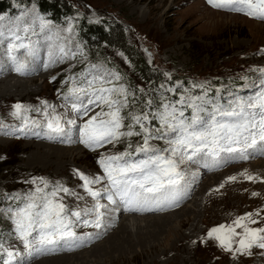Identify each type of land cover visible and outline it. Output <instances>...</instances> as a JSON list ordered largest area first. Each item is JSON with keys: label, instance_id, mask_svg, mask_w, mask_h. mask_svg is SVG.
<instances>
[{"label": "rangeland", "instance_id": "rangeland-1", "mask_svg": "<svg viewBox=\"0 0 264 264\" xmlns=\"http://www.w3.org/2000/svg\"><path fill=\"white\" fill-rule=\"evenodd\" d=\"M20 1L21 3H15L19 10L17 14L11 15L9 12L2 15L5 21L31 26L28 33L20 32L21 36L28 34L24 40L25 43L48 37L58 44L61 39H55V36H64L67 43L62 42L58 45L65 48L68 57L63 61L59 59L60 61L57 62L59 64L50 71L36 69V72L32 71L30 74L21 76L13 70L11 62L9 65L13 71H4L6 66L8 67L7 56L4 55L7 42L0 43V82L11 80L14 83L17 79L33 80V84L27 90L21 89L24 91L19 92L15 89L6 90L0 86V128L3 129L0 130V210H7L10 206L15 207L20 203L8 197L16 194L23 197L31 191L34 185L30 181L34 177H44L50 182L60 181L66 187L85 196V201L90 203L91 198L87 197L84 190L79 187L81 181L74 174V170L79 169L85 174L95 175L100 173L97 157L101 154H112L125 150L126 143L117 144L115 147L110 144L95 153L84 150L86 147L83 148L79 144V134L76 129L73 130L74 135L72 134L73 142L69 143L36 139L35 137L38 136L30 133L21 136L19 132L5 134L12 127L20 125V121L11 115L13 105L16 103L42 108L41 101H47L56 106L57 113H67L74 118V114L72 115L68 108L64 107L65 101L63 100V94L72 85L70 82L65 84L63 81L69 76H76L79 82L80 74L91 69L92 65L119 75L120 79L114 81V84L122 85L129 90L130 103L129 107L124 110L125 113L139 114L142 110L148 111L144 101L149 99L153 101L154 107L160 95L152 92V87L162 79L160 87L166 91L164 94L173 95V98L167 99L166 102L178 100L186 93L196 95L204 91V89H199L201 90L199 91L193 86L191 89L187 86L185 88V84L189 83L203 84L208 93L225 99V102L237 98L247 99L261 90L264 77L258 69H264V53H261V50H264V22L239 13L212 9L207 0H69L78 12L88 18L119 22L120 28L128 38V45L140 51L147 63L156 70L154 79L137 71L127 55L128 51L126 52L124 48L104 44L102 49L99 48L94 53L88 52L85 46L91 43L81 41L74 20L65 25L56 24L52 21L53 19L46 20L48 27L41 31L39 28L40 9L36 5L25 3L26 0ZM211 10L214 13H210ZM45 47H49L47 42ZM56 55L60 57L61 54L58 51ZM48 62L49 55L44 52L38 58V68L45 69L44 65ZM53 77H55L54 80ZM174 85L175 88H172ZM139 91L143 94L137 97ZM99 111V108L94 109L89 113V117ZM27 115L30 119L43 120L42 114L35 111ZM89 117L83 118L86 120ZM83 122L77 119V127ZM158 126V121H152L150 125L153 128ZM33 131H40V129H33ZM131 142L135 147L142 141L140 137H133ZM151 143L156 147H165L164 141H152ZM63 146L83 150L82 155L78 156L84 158H74L70 153L55 154L57 156L52 158L47 156L49 148L61 150ZM39 147L43 151H40ZM261 157L264 156L244 162L233 161L223 166L224 168L217 169L218 172L214 170L207 173V177H195L196 184L193 191L186 195L187 198L185 197L184 201H186L182 203L184 206L181 204L183 206L181 210L179 206L170 213L163 211L164 213L150 215L119 214V216H116L114 214L116 212L113 211L111 213L113 222L116 221L115 225L121 226V223L128 217L148 219L163 215H180L187 207L195 208L197 196L202 199V204L192 209L194 211L189 216L175 218L168 225H163L160 230L154 229L155 227L151 224V228L143 229L148 230L145 231L147 235H153V238L149 239L148 248L137 246L133 249L121 247L116 250L110 249L108 242L101 245V241L109 233L106 232L103 240L96 241L100 246L98 245L93 251L86 249L85 251L88 252L70 254V257L66 256L63 259L64 263L58 261L56 264H264V250L254 248L250 256L237 255L234 257L219 247L216 241L206 240L207 232L211 228L220 224H228L238 216L264 208V183L250 182L240 175L246 170L248 174L264 178V168H258L254 164L264 161ZM186 167L188 169L198 168V166L193 168L192 165ZM189 173L193 172L189 171ZM229 176H237V181L226 182ZM221 184L224 185L222 188H220ZM95 187L100 188L101 186L96 185ZM198 191L202 193L199 194ZM252 192L260 195L252 197ZM85 201L65 197V202L71 208L83 207ZM101 202L103 203V200ZM186 220L188 223L182 226V222ZM252 226H264V224ZM12 228L8 213L0 211V232L8 235ZM111 231L113 232L114 228ZM89 233L93 234L95 240H98L97 233L100 237L101 232L93 227L78 229V236L83 237ZM11 243L21 247L16 241H11ZM85 246L80 248L83 250V247L87 248ZM80 248L42 255L34 258L32 264H48L49 262L55 264L52 263L53 257L51 256L79 251ZM44 257L52 259L37 261Z\"/></svg>", "mask_w": 264, "mask_h": 264}, {"label": "snow or ice", "instance_id": "snow-or-ice-1", "mask_svg": "<svg viewBox=\"0 0 264 264\" xmlns=\"http://www.w3.org/2000/svg\"><path fill=\"white\" fill-rule=\"evenodd\" d=\"M207 3L217 10L243 14L264 22V0H207ZM30 27L6 22L0 15V43L7 42L4 55L21 76L35 70L34 62L38 55L37 46L25 43L27 37L20 35L21 31L28 33ZM47 27L48 23L41 19L40 30ZM59 52L61 61L68 57L63 46ZM55 62L53 53L49 51V62L44 66ZM258 71L264 77V69ZM80 75L79 82L76 76L63 81L72 85L63 94V100L64 107L74 114V118L67 113H57L56 106L47 101H41L42 108L16 103L11 115L20 121V125L5 134L30 133L69 143L73 142L72 133L76 129L78 142L93 152L120 143H126L125 150L101 154L97 158L101 172L95 175L74 170L81 181L79 187L91 198L90 203L85 201V196L62 182H50L44 177L32 178L30 183L34 188L23 197L19 194L8 197L20 203L0 210L8 213L13 225L7 237L0 234V264H32L38 256L55 253L68 246H80L92 239L93 234L78 236L75 228L99 230L109 227L107 218L115 211L112 206L143 212L162 211L177 205L195 180L194 174L191 180L188 178L186 166L195 164L217 170L233 161L264 156V80L261 90L247 99L219 103L208 97L207 90H204L196 95L186 93L178 100H169L155 107L151 99L145 100L148 111L133 114L124 111L130 103L129 90L114 84L120 79L118 74L92 65ZM193 87L203 89L204 85L194 84ZM96 108L100 111L89 117ZM33 111L41 113L43 120L30 119L27 114ZM83 117L89 118L77 127V119ZM152 121H158L159 126L150 127ZM133 137H140L142 142L133 147ZM152 141H164L165 147H156ZM240 175L247 181L264 183V178L248 174L246 170ZM236 181L237 176L226 178L228 183ZM223 186L221 184L220 188ZM251 195L257 197L260 194L252 192ZM65 197L85 201V204L71 208ZM102 200L107 203H102ZM261 224H264V208L211 228L206 240L216 241L234 257L250 256L254 248L264 250V226H252ZM11 241H16L22 250Z\"/></svg>", "mask_w": 264, "mask_h": 264}, {"label": "bare ground", "instance_id": "bare-ground-1", "mask_svg": "<svg viewBox=\"0 0 264 264\" xmlns=\"http://www.w3.org/2000/svg\"><path fill=\"white\" fill-rule=\"evenodd\" d=\"M210 13H214L212 10H211V12ZM48 31V30H47ZM61 32H59V34H60ZM54 34V33H53ZM55 34H56V31H55ZM40 35V34H39ZM42 36V35H41ZM61 39L60 40V42H58V44H61L62 42H65V43H67V41H66V38L64 37V36H55V39ZM35 41H33L32 43L33 44H35L36 46H37V48H38V55H37V57H36V59H35V62H34V64H36L34 67H35V70H34V72H36V69H38L39 71L41 70V71H50V70H52V69H54V66H56L57 64H59V63H57V62H59L60 60H59V56H57L56 54H57V52L59 51V48H60V46L56 43V42H54L53 41V39H48V37H45V38H43L42 37V39H34ZM48 43L49 44V47H45V43ZM49 51H51L52 53H53V55H54V57H55V59H56V62L54 63V64H51L50 66H48V67H46L45 69H43L42 67L41 68H38V65H39V63H38V58L40 57V55L41 54H44V52H46V54H48L49 55ZM23 58H25V59H30V58H27V57H23ZM7 60V63H8V67L6 66V70H4V71H8V70H12V68H11V65H9V63H10V60H8V58L6 59ZM43 64V63H42ZM13 71V70H12ZM14 73V72H13ZM33 80L31 79V80H20V79H17V80H15L14 81V83H13V81H11V80H3V81H1L0 82V86L2 87V88H4V89H8V90H10V91H12V89H15V91L16 92H19V91H24V90H21V89H28L33 83ZM73 115V114H72ZM81 121L83 122L84 121V118H82L81 119ZM73 134V133H72ZM74 135V134H73ZM32 138V137H31ZM36 139H45V140H48L47 138H45V137H41V136H38V137H35ZM79 140V139H78ZM47 142V141H46ZM53 142H60V141H53ZM79 144H81V143H79ZM38 146H40V147H45V146H43V145H38ZM81 146L84 148L85 146L83 145V144H81ZM39 147V150L40 151H43V150H41V148ZM68 148H64V146H63V149H57V148H55L56 150H57V152H56V150L55 149H51V148H49L48 149V155L47 156H49L50 158H52V157H54L55 156V154H59V155H62L63 153L65 154V153H70L71 155H72V157L74 156V158H76V157H79V158H84V157H80V156H78L79 154H81L82 153V151L83 150H78V149H73V148H71V146H67ZM59 148V147H58ZM86 148H84V150H85ZM59 151H61V152H59ZM95 153V152H94ZM75 154H76V156H75ZM82 155V154H81ZM46 156V155H45ZM57 156V155H56ZM55 156V157H56ZM83 156H85V155H83ZM46 158V157H45ZM44 158V159H45ZM261 158H264V157H261ZM256 159H257V157H256ZM258 159H260V158H258ZM244 162V161H243ZM232 164V163H231ZM254 164H256V167H258V168H264V161H262L261 163H259V162H255ZM193 166V168L194 167H196L195 165H192ZM224 168V167H223ZM200 169V168H199ZM217 171V170H216ZM218 172V171H217ZM195 175V177H197V176H199L198 174L199 173H189V176H191V178H192V175ZM219 174V173H218ZM213 175V174H212ZM202 176H208V174L207 173H205V174H203ZM210 176H211V174H210ZM220 177H221V175H220ZM195 184H196V182H194L193 181V186H192V188L190 189V191L189 192H192L193 191V188H194V186H195ZM217 185V184H216ZM209 186V185H208ZM202 187V186H201ZM207 187V186H206ZM201 189V188H200ZM199 192V194L200 193H202L201 191H198ZM187 198V197H186ZM200 197H198L197 196V199H196V202H195V208H188L187 207V209L186 210H184L183 211V213L181 214L180 213V211H178L179 213H180V215H178V214H176V216H173V215H166V216H161V217H153V218H148V219H143V218H141V219H135V218H130V217H128L124 222H122L121 223V226L120 225H115V223H116V221H115V223L113 222V218L111 217L112 215L110 214V217L109 218H107V220H108V223H110V226L109 227H106V228H104V229H100V237H98V240L96 239L95 240V237H93L92 239H90V240H86L83 244H81L80 246H76L75 248H80L81 246H84V245H86L85 247H87V248H84L83 247V250H82V248H80V250L79 251H75V252H69V253H61L60 255H54V256H51V257H53V259L51 258V257H44V258H40V260H37V261H42V260H45V259H52V263H55L56 264V262H63L64 263V261L65 260H63V259H65V257L66 256H69L70 254H76V253H84V252H88V251H85L86 249H90V250H94V249H96L97 248V246L99 245L100 246V244H98L96 241H99L100 239H102L108 232V234H107V236H106V238L103 240V241H101V245L102 244H104V243H106V242H108V243H110V249L112 248V249H115L116 250V248H119V247H121V248H124V249H133L134 247H137V246H144V247H146V248H148V242H149V239L153 236H149V234L147 235L146 233H145V231H148V230H143V229H145V228H148V227H150L151 228V226H153V227H155L154 229H156L157 228V230H160V229H162V226L163 225H168L169 224V222H171V220H173V219H175V218H179V217H183V216H189V214L190 213H192L194 210H192V209H196L199 205H201L202 204V199H199ZM186 201V200H185ZM184 201V202H185ZM185 204V203H184ZM183 205V204H182ZM182 205H180L181 207H180V210L182 209V207L184 206H182ZM184 209V208H183ZM199 211V210H198ZM166 212H169L170 213V211H166ZM164 213V212H163ZM174 213V212H173ZM172 214V213H171ZM145 215V214H144ZM147 215H150V214H147ZM139 216H143V215H139ZM132 217V216H131ZM116 218H118V217H116ZM182 219V218H181ZM120 221V220H119ZM183 224H181L182 226L183 225H185L186 223H188V220H186V221H184V222H182ZM150 224H151V226H150ZM115 225V226H114ZM114 228V231L112 232L111 230ZM110 228H112L111 230H110ZM137 229V230H134V229ZM149 228V229H150ZM97 230V229H96ZM144 231V232H143ZM156 231V230H155ZM99 232V231H98ZM107 232V233H106ZM152 232H153V228H152ZM93 233V232H92ZM98 234V233H97ZM191 235V234H190ZM95 236V235H94ZM189 237V236H188ZM153 238V237H152ZM155 238V237H154ZM96 242V243H95ZM102 248V247H101ZM101 248H99V249H101ZM107 250V249H106ZM106 250H105V252H106ZM110 251V250H109ZM118 251V250H117ZM108 252V251H107ZM112 252V251H111ZM122 252V251H121ZM94 253V252H93ZM92 253V254H93ZM98 254V253H97ZM100 254V253H99ZM56 256V257H55ZM90 256V255H89ZM70 257V256H69ZM38 258H39V256H38ZM34 260V259H33ZM68 260H70V259H68ZM90 260V259H89ZM36 261V262H37ZM49 261V260H48ZM33 262V261H32ZM79 262V261H78ZM42 263V262H41ZM46 263V262H45ZM48 263V262H47ZM68 263V262H67ZM36 264H38V263H36ZM48 264H50V262L48 263ZM58 264V263H57Z\"/></svg>", "mask_w": 264, "mask_h": 264}, {"label": "trees", "instance_id": "trees-1", "mask_svg": "<svg viewBox=\"0 0 264 264\" xmlns=\"http://www.w3.org/2000/svg\"><path fill=\"white\" fill-rule=\"evenodd\" d=\"M26 1L27 2L25 3L36 5L40 9L44 20L53 19L52 21L56 24L63 25L71 23L74 20L77 25V31L81 36V41L83 43H86V41L91 43L89 46H85L88 52L94 53L98 51L99 48L102 49L104 44L111 47L117 46L124 48L126 52L128 51L127 55L130 58L132 65L138 72L145 74L147 77H151L152 79L155 78L156 70L147 63L140 51L128 45V38L124 35V31L120 28L121 25L119 22L110 21L108 19L95 20L93 18H88L83 13L78 12L75 5L69 0ZM16 2L21 3L20 0H0V15L9 12L11 15L17 14L19 10L16 8ZM161 82L154 84L152 87V92H156L160 95V97L156 99L154 107L160 103H165L167 99L173 98V95L164 94L166 91L160 87ZM185 85L187 87H191V84ZM172 88H175V85ZM142 94L143 93L139 91L136 96L138 97ZM159 101L160 103H158ZM0 234H3L4 237L8 236L5 232H0Z\"/></svg>", "mask_w": 264, "mask_h": 264}]
</instances>
